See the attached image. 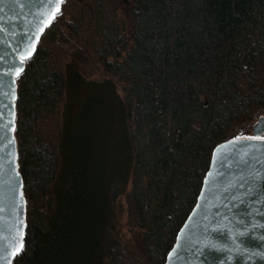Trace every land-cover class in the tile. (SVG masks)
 <instances>
[{"label": "trees", "instance_id": "obj_1", "mask_svg": "<svg viewBox=\"0 0 264 264\" xmlns=\"http://www.w3.org/2000/svg\"><path fill=\"white\" fill-rule=\"evenodd\" d=\"M97 78L119 93V129H103L120 162L104 146L94 169L67 149L65 106L102 92ZM14 107L25 219L11 264H164L212 149L264 118V0H63Z\"/></svg>", "mask_w": 264, "mask_h": 264}, {"label": "water", "instance_id": "obj_2", "mask_svg": "<svg viewBox=\"0 0 264 264\" xmlns=\"http://www.w3.org/2000/svg\"><path fill=\"white\" fill-rule=\"evenodd\" d=\"M56 0H0V264L23 246L25 200L16 163V78L53 19ZM25 52L30 53L24 59ZM264 118L250 137L216 145L195 205L164 264H264Z\"/></svg>", "mask_w": 264, "mask_h": 264}, {"label": "rangeland", "instance_id": "obj_3", "mask_svg": "<svg viewBox=\"0 0 264 264\" xmlns=\"http://www.w3.org/2000/svg\"><path fill=\"white\" fill-rule=\"evenodd\" d=\"M102 80L104 81L105 79L97 78L96 82H101ZM103 91L91 94L79 92L78 101H76L75 105L73 97H71L65 106L66 117L68 119L71 117L66 129L67 149L72 154L76 145L79 148H83L85 153L90 157L92 168L94 169H96L98 159L102 156L101 152L104 146L107 147L106 152L109 151L108 153L112 157V160L117 161L120 158V155L116 151L115 140L108 142V136L104 134L105 130L103 129L104 126L105 128L107 126L108 132L112 136L119 129L116 122L107 125L114 115L113 106L116 105L115 94L119 93L114 83L111 85V83L106 81H104Z\"/></svg>", "mask_w": 264, "mask_h": 264}, {"label": "snow or ice", "instance_id": "obj_4", "mask_svg": "<svg viewBox=\"0 0 264 264\" xmlns=\"http://www.w3.org/2000/svg\"><path fill=\"white\" fill-rule=\"evenodd\" d=\"M63 2V0H56V3H55V10L56 12H59V9H60V6H61V3ZM53 18H54V15L55 13H51L50 14ZM50 22V21H49ZM28 55H30V53L28 52H25L24 55L21 57V59H24L25 57H27ZM23 69L20 68L18 71H17V75L19 74V71H22ZM18 246H14L13 248V252H18L20 250V248H22V233H21V239L20 241L17 242Z\"/></svg>", "mask_w": 264, "mask_h": 264}, {"label": "flooded vegetation", "instance_id": "obj_5", "mask_svg": "<svg viewBox=\"0 0 264 264\" xmlns=\"http://www.w3.org/2000/svg\"><path fill=\"white\" fill-rule=\"evenodd\" d=\"M253 126V125H252ZM264 135H262V137H263Z\"/></svg>", "mask_w": 264, "mask_h": 264}]
</instances>
